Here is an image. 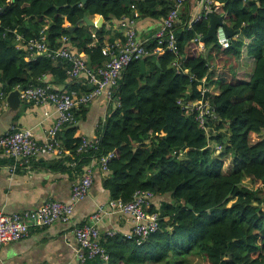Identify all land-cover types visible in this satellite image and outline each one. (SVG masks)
<instances>
[{
	"label": "trees",
	"instance_id": "1",
	"mask_svg": "<svg viewBox=\"0 0 264 264\" xmlns=\"http://www.w3.org/2000/svg\"><path fill=\"white\" fill-rule=\"evenodd\" d=\"M79 1L0 0V93L41 84L48 74L67 78L53 59L27 60L14 31L30 37L46 26L50 46L66 37L95 70L108 59L104 45L122 39L120 19L134 17L135 8L139 18L161 21L170 9L166 0ZM198 1L184 3L176 28L180 68L168 50L146 56L144 73L139 61L129 64L113 87L120 104H110L100 148L92 153H115L104 180L112 199L130 200L136 190L170 194L159 212L160 230L146 239L104 237L109 258L92 264H191L192 252L203 264H264V0H215L235 36L228 48L210 38L203 49L194 38L206 34L208 21L185 23ZM157 44L152 35L147 49ZM70 83L68 89L81 87ZM203 87L218 118L208 133L178 104L200 99ZM75 132V125L67 127L61 140L78 159Z\"/></svg>",
	"mask_w": 264,
	"mask_h": 264
},
{
	"label": "built area",
	"instance_id": "2",
	"mask_svg": "<svg viewBox=\"0 0 264 264\" xmlns=\"http://www.w3.org/2000/svg\"><path fill=\"white\" fill-rule=\"evenodd\" d=\"M11 1V0H7ZM170 9L161 20V25L153 37L158 44L151 50L147 49L148 39H141L136 29L138 11L134 8V17H124L118 21L122 27V39L117 38L104 45L103 52L108 58L103 65L95 70L90 69L86 61L78 51L66 44V37H63V44L50 46L46 26L36 36H24L14 31L16 48L27 53V60H35L38 57H46L64 65L67 77L71 82L80 84V88L55 89L46 82L41 84H29L26 86L17 85L21 100L32 103L36 106L49 105L55 113V121L48 128L45 138L38 140L30 128H17L9 126L8 130L0 135V154L10 158L9 165L11 172L16 171L19 166L27 165L31 158L42 151L64 155L67 151L61 135L65 128L74 126L76 123L75 112L82 106L91 103L98 96L104 95L108 104L116 107L120 104L119 98L114 95L113 87L117 84L124 70L129 64L145 59L150 54H158L165 50L172 52L175 59L172 63L174 68H180L181 57L177 46L178 24L182 23L183 5L187 0H166ZM209 12L223 16L222 22L227 25L225 12L219 8L215 0H199L187 18V25H191L199 19H208ZM217 43L221 48H228L233 37H228L225 25H219L216 29ZM235 36V35H234ZM200 35L194 38L200 39ZM207 88L200 90L201 98L191 101L178 100L186 115H193L199 126L209 132L210 122L218 124L217 114L212 107L211 101L204 96ZM7 96L0 93V110L7 108ZM49 111L44 115L48 116ZM100 138H89L82 136L80 144L76 149L71 166L74 167L81 158L92 156L93 152L99 150ZM222 150L220 145H217ZM181 154V153H180ZM94 156V155H93ZM95 157V156H94ZM96 158V157H95ZM115 158V153L110 151L96 158L104 171L109 170V162ZM93 171L89 168L82 177L76 181L71 188L70 200L62 202L49 200L41 206L17 213H6L0 210V245L16 242L29 233L32 225H50L57 221H68L73 213L76 203L83 200L93 184ZM155 196L148 190H136L130 200L121 198L111 199L107 205H99L96 211L74 229L77 243L75 256L81 264L98 258L107 261L109 255L103 246V240L98 229V223L104 214L120 212L129 215L132 220V228L122 234L126 239H146L152 233L160 230L159 212L150 213L146 206ZM120 234L116 230H109L105 237ZM48 264V263H41Z\"/></svg>",
	"mask_w": 264,
	"mask_h": 264
},
{
	"label": "crops",
	"instance_id": "3",
	"mask_svg": "<svg viewBox=\"0 0 264 264\" xmlns=\"http://www.w3.org/2000/svg\"><path fill=\"white\" fill-rule=\"evenodd\" d=\"M88 18L96 26L98 23L96 19L90 16ZM205 20L209 23V18ZM160 25L161 21L138 18L136 23L138 36L141 39H148L157 32ZM197 42L200 49H203L204 41L200 38ZM242 69L246 72V63L242 64ZM43 81L58 90L68 89L71 84L68 77L59 79L52 74L45 75ZM17 90L14 87L8 92L7 99L10 93ZM109 108L110 104L104 95L80 107L75 112L79 114L75 117L74 137L99 138L103 133L101 128L109 114ZM46 110L50 113L48 116L44 115ZM54 121L55 113L49 105L36 106L20 99L13 107L8 103L7 108L0 110V135L6 132L9 126L15 125L17 128L32 129L36 138L42 141ZM73 157L69 150L63 156L42 151L32 157L27 165L19 166L16 171L11 172L9 165L12 160L0 154V210L9 214L35 209L49 200L68 202L73 184L89 168L92 169L94 177L87 196L76 203L68 221L32 225L28 235L23 239L0 245V264H81L75 256L77 243L74 229L94 213L99 205H107L112 198L104 186L109 171L102 170L99 161L93 155L85 158L88 160L86 163L72 167ZM170 200L169 193L155 195L146 209L150 213L160 212L162 204ZM131 228V217L120 212L104 214L98 223L102 240L109 230L124 234ZM90 261L88 264H92Z\"/></svg>",
	"mask_w": 264,
	"mask_h": 264
},
{
	"label": "water",
	"instance_id": "4",
	"mask_svg": "<svg viewBox=\"0 0 264 264\" xmlns=\"http://www.w3.org/2000/svg\"><path fill=\"white\" fill-rule=\"evenodd\" d=\"M87 0H80L78 3L79 4H84ZM89 25H95L94 22H92L87 15L84 16L83 18ZM223 20V16H219L217 14H215L214 12H209V28L206 32V34H204L201 38V41H205L207 39L212 38L215 41V44L218 45L217 43V35H216V29L217 26L219 25H225L226 27V33L228 35V37H233L235 35V32L233 30H231L228 26H226L225 23L222 22ZM96 26H100V23H96ZM75 27L70 28V32L73 31ZM140 63V67H141V72L144 73L146 70V65H145V59H141L139 61ZM19 91H14L12 93L9 94L8 96V103L10 104L11 107L14 106V104L16 102H19ZM190 208H192L191 205H188ZM138 239V238H136Z\"/></svg>",
	"mask_w": 264,
	"mask_h": 264
},
{
	"label": "rangeland",
	"instance_id": "5",
	"mask_svg": "<svg viewBox=\"0 0 264 264\" xmlns=\"http://www.w3.org/2000/svg\"><path fill=\"white\" fill-rule=\"evenodd\" d=\"M226 23H227V22H226ZM246 64H247L246 72H248V71L251 69V67L248 66V63H246ZM247 76H248V74L245 73L244 77L246 78ZM212 149H213L214 154H219L220 151H221L220 147L217 146V145H215V147L212 148ZM230 203H231V201L228 203V205H229ZM188 258H189L190 261L192 262L191 264H200V263H201L200 260L197 261V256L195 255V252H192V254H190Z\"/></svg>",
	"mask_w": 264,
	"mask_h": 264
}]
</instances>
